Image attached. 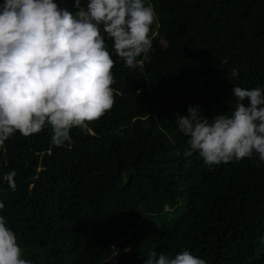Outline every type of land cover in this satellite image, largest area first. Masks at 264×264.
Listing matches in <instances>:
<instances>
[{
    "label": "trees",
    "instance_id": "obj_1",
    "mask_svg": "<svg viewBox=\"0 0 264 264\" xmlns=\"http://www.w3.org/2000/svg\"><path fill=\"white\" fill-rule=\"evenodd\" d=\"M150 2L149 59L142 72L113 53L111 110L62 147L46 124L0 148V215L32 264H144L185 249L207 264H264V162L185 157L174 120L189 105L230 111L233 84L264 87V0Z\"/></svg>",
    "mask_w": 264,
    "mask_h": 264
},
{
    "label": "clouds",
    "instance_id": "obj_2",
    "mask_svg": "<svg viewBox=\"0 0 264 264\" xmlns=\"http://www.w3.org/2000/svg\"><path fill=\"white\" fill-rule=\"evenodd\" d=\"M77 11L56 0H3L0 3V148L17 132L27 137L51 127V142L62 147L71 131L89 130L115 103L113 53L126 67L144 71L156 21L150 0H75ZM107 41L111 42L112 52ZM221 64H227L224 58ZM238 68L231 69L237 77ZM230 111L205 116L199 105L176 113L187 139L185 157L198 154L206 165L258 155L264 162V87L233 84ZM15 171L6 174L15 190ZM5 204L0 201V210ZM0 264H32L22 258L17 234L0 215ZM144 264H207L182 250L155 251Z\"/></svg>",
    "mask_w": 264,
    "mask_h": 264
},
{
    "label": "built area",
    "instance_id": "obj_3",
    "mask_svg": "<svg viewBox=\"0 0 264 264\" xmlns=\"http://www.w3.org/2000/svg\"><path fill=\"white\" fill-rule=\"evenodd\" d=\"M111 263L115 264V260H114V259H112V260H111Z\"/></svg>",
    "mask_w": 264,
    "mask_h": 264
}]
</instances>
